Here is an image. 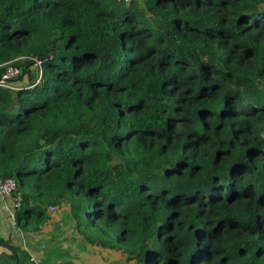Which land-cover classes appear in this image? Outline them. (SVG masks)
<instances>
[{"label": "trees", "instance_id": "trees-1", "mask_svg": "<svg viewBox=\"0 0 264 264\" xmlns=\"http://www.w3.org/2000/svg\"><path fill=\"white\" fill-rule=\"evenodd\" d=\"M8 178L27 236L68 207L127 263L264 264V0H0Z\"/></svg>", "mask_w": 264, "mask_h": 264}, {"label": "crops", "instance_id": "crops-1", "mask_svg": "<svg viewBox=\"0 0 264 264\" xmlns=\"http://www.w3.org/2000/svg\"><path fill=\"white\" fill-rule=\"evenodd\" d=\"M62 209H65L62 216H58L57 213H48L51 220L42 232L27 236L16 225L13 198L4 200L0 197V264H17L18 261L12 257L15 247L26 251L30 257H34L37 262L34 264H136L127 263L126 256L122 253L89 245L90 248H97L104 254L109 252L114 255L111 257L113 258L111 259L112 263L104 262L102 257L92 259L89 254L84 252L81 245L80 248L77 247L78 242L76 243V241H79L81 237L75 232L73 223L66 217L68 207ZM68 226L71 230H68ZM69 233L72 234V237ZM68 238H71L70 243ZM85 250H89V248L87 247ZM27 264L33 263L27 262Z\"/></svg>", "mask_w": 264, "mask_h": 264}, {"label": "built area", "instance_id": "built-area-1", "mask_svg": "<svg viewBox=\"0 0 264 264\" xmlns=\"http://www.w3.org/2000/svg\"><path fill=\"white\" fill-rule=\"evenodd\" d=\"M125 1L129 2V0H125ZM37 65L41 66V63L38 62ZM19 74H20L19 70L10 68L8 73H7L6 79L15 78ZM16 189H17V182L15 179L8 178V179H5L4 181H0V197L4 200L9 199V198H13L15 210L20 208V206H21L20 198L14 197V193H15ZM47 211L50 214H55L58 212V208L55 206H52V207L48 208ZM31 261L33 263H37L36 259L34 257H31Z\"/></svg>", "mask_w": 264, "mask_h": 264}, {"label": "rangeland", "instance_id": "rangeland-1", "mask_svg": "<svg viewBox=\"0 0 264 264\" xmlns=\"http://www.w3.org/2000/svg\"><path fill=\"white\" fill-rule=\"evenodd\" d=\"M63 212H62V211ZM64 212H65V209H59L58 208V212H57V215L59 216H62L63 214H64ZM70 223V222H69ZM69 223H68V225H69ZM68 230H71L70 229V226H68ZM70 234V233H69ZM71 235V237H72V234H70ZM68 237H69V235H68ZM68 242L70 243L71 242V238H68ZM78 242V244H77V247H79L80 248V245H81V248L84 250V252L86 253V254H89L91 257H92V259H97V258H100V257H102L103 258V261L104 262H106L107 263V261L108 262H110V263H112V261H111V259H113V258H111V257H114V255L113 254H110L109 252H108V254H104V252H102V251H100L99 249H97V248H90L89 247V245H87L86 243H85V241L82 239V238H79V241L77 240L76 241V243ZM84 247V248H83ZM89 248V250H85V248ZM91 252V253H90ZM70 264V263H69ZM73 264H75V263H73Z\"/></svg>", "mask_w": 264, "mask_h": 264}, {"label": "water", "instance_id": "water-1", "mask_svg": "<svg viewBox=\"0 0 264 264\" xmlns=\"http://www.w3.org/2000/svg\"><path fill=\"white\" fill-rule=\"evenodd\" d=\"M2 243V242H1ZM17 264H19L18 262H17Z\"/></svg>", "mask_w": 264, "mask_h": 264}]
</instances>
